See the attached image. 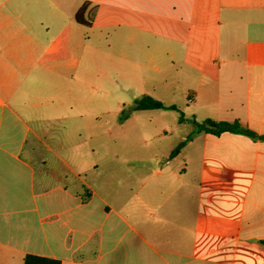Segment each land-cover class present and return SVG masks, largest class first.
Wrapping results in <instances>:
<instances>
[{
    "label": "crops",
    "instance_id": "obj_1",
    "mask_svg": "<svg viewBox=\"0 0 264 264\" xmlns=\"http://www.w3.org/2000/svg\"><path fill=\"white\" fill-rule=\"evenodd\" d=\"M85 2L97 6L93 24H76L138 47L141 68L175 71L189 84L191 115L133 137L136 156L105 167L127 166L126 181L107 183L105 169L94 185L88 177L99 166H86L77 144H48L46 123L58 120L36 110L38 86L72 73L76 27L54 28L61 0H0V264L27 255L61 264H264V0H82L74 17ZM66 28L69 58L40 65ZM206 119L254 136L193 122ZM156 142L151 159L134 152ZM151 164L162 168L149 173Z\"/></svg>",
    "mask_w": 264,
    "mask_h": 264
},
{
    "label": "rangeland",
    "instance_id": "obj_2",
    "mask_svg": "<svg viewBox=\"0 0 264 264\" xmlns=\"http://www.w3.org/2000/svg\"><path fill=\"white\" fill-rule=\"evenodd\" d=\"M61 2L58 17L54 18L52 24L54 28L68 25L76 27L80 45L75 52L74 62L67 69L72 72L70 75L60 76L52 86L46 81L42 82L41 87L38 86L43 98L39 101L41 106L36 110L45 115L49 112L52 118L58 120L46 123L45 127L50 131L48 144L55 145V140H60L62 146L77 144V150L84 154L81 161H85L86 166H99L88 179L94 185H100L106 161H115L116 155L124 154L122 158L125 160L136 156L132 155L133 137H151L160 133L162 128L170 131L174 119L180 113L191 115V110L187 109L189 84L180 82L173 70L158 74L148 65L141 68L139 64L143 53L140 49L119 45L114 34L90 32L76 24L73 12L82 0ZM122 52L126 57L124 60L120 59ZM143 90L165 104H175L179 111H137L135 101L142 97ZM61 103L66 106L56 109L55 104ZM48 105L53 108L48 110ZM149 120L154 122L148 125L146 121ZM63 132L67 134L66 137L62 136ZM169 139L166 138L167 141ZM159 143L138 148L134 152L143 156L149 153L148 158L151 159L153 152L160 150L155 147ZM77 158L80 160V156ZM160 168V165L151 164L149 173ZM109 171L106 175L107 183L115 185L126 181L132 170L126 166L119 169L118 173Z\"/></svg>",
    "mask_w": 264,
    "mask_h": 264
},
{
    "label": "trees",
    "instance_id": "obj_3",
    "mask_svg": "<svg viewBox=\"0 0 264 264\" xmlns=\"http://www.w3.org/2000/svg\"><path fill=\"white\" fill-rule=\"evenodd\" d=\"M97 6H92L90 2H85L75 14V21L82 26L90 28L93 24L94 17L96 14ZM69 37V29L66 28L61 35L55 40V42L47 50L41 61L40 65L48 66L52 62L58 60H65L69 58V53L67 50V41ZM136 110H161V109H173L175 106H166L163 102L156 100L150 96H142L135 101ZM183 119V115L180 117ZM199 130L207 131L210 133H221L224 131L240 132L244 134H249L254 136L253 133L242 128L238 123H226V122H216L211 119H206L203 123H197L193 121ZM183 144H180L172 153V156L179 153ZM24 264H61L57 260H53L46 257H40L35 255H27L24 259Z\"/></svg>",
    "mask_w": 264,
    "mask_h": 264
}]
</instances>
